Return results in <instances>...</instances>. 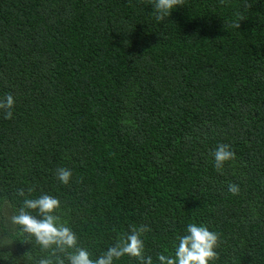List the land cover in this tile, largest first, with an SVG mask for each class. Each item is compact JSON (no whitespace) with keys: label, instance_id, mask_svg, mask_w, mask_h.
<instances>
[{"label":"trees","instance_id":"1","mask_svg":"<svg viewBox=\"0 0 264 264\" xmlns=\"http://www.w3.org/2000/svg\"><path fill=\"white\" fill-rule=\"evenodd\" d=\"M7 94L0 264L50 257L10 219L43 194L92 259L146 224L158 264L196 223L219 235L209 264H264V0H184L163 21L152 0H0Z\"/></svg>","mask_w":264,"mask_h":264},{"label":"clouds","instance_id":"2","mask_svg":"<svg viewBox=\"0 0 264 264\" xmlns=\"http://www.w3.org/2000/svg\"><path fill=\"white\" fill-rule=\"evenodd\" d=\"M184 0H152L155 19L163 21L169 17L171 11L177 6H183ZM234 27L239 28V23ZM14 96L7 94L0 99V111L3 112L5 119L13 116ZM214 166L219 171L229 160L234 159L235 153L228 144H218L212 151ZM57 179L67 185L71 179V170L65 167L55 169ZM31 191V190H29ZM228 191L233 195L239 193L236 184H230ZM17 195L23 197L24 190L18 189ZM60 208L58 198L43 194L37 198H26L18 212L11 216V223L20 226L23 232L33 236L35 242L42 251L50 250V257L41 258L38 264H114L125 256L136 258L140 264H154L151 255H145V244L143 235L150 231V227L141 224L138 227L132 225L128 233H125L112 246L108 247L97 258L92 259L91 254L86 248L78 246V238L71 227L60 222V217L56 211ZM36 211L38 215H32ZM178 243L174 247L171 255L166 253L157 254L158 264H209L217 258L215 251L219 242V235L210 231L204 225L189 223L186 233L177 237ZM71 249L72 251H68ZM60 253L65 254L62 258Z\"/></svg>","mask_w":264,"mask_h":264}]
</instances>
